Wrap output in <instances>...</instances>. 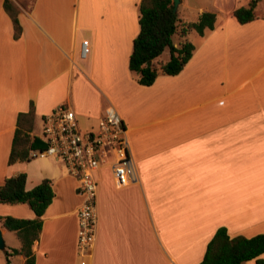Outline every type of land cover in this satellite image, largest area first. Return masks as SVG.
<instances>
[{"label":"crops","instance_id":"1","mask_svg":"<svg viewBox=\"0 0 264 264\" xmlns=\"http://www.w3.org/2000/svg\"><path fill=\"white\" fill-rule=\"evenodd\" d=\"M250 1L203 0L196 19L215 12L214 28L175 33V45L181 39L194 45L190 59L179 73L142 85L129 69L140 0H11L17 38L0 0V185L25 172L26 189L50 179L54 193L32 246L35 264H79L82 198L61 162L33 155L40 148L9 164L17 115L30 103L31 141L41 140L43 117L61 103L81 130H95L107 107L123 120L137 180L119 187L109 168L98 171L86 264H198L219 227L229 237L264 233V0L248 22L233 14ZM191 8L190 0H179L178 19L180 9ZM160 56L157 65L170 54ZM0 216L35 214L26 203L0 202ZM0 228L5 249L19 248L15 233ZM4 250L0 264H7ZM9 259L24 264L25 256ZM258 261L264 264V253L243 264Z\"/></svg>","mask_w":264,"mask_h":264},{"label":"trees","instance_id":"2","mask_svg":"<svg viewBox=\"0 0 264 264\" xmlns=\"http://www.w3.org/2000/svg\"><path fill=\"white\" fill-rule=\"evenodd\" d=\"M258 0H251L247 5L237 7L233 14L240 23L255 18L254 8ZM5 11L12 19L14 37L21 33V26L17 18V9L11 0H4ZM139 32L133 40L129 57V69L138 74V82L150 85L159 74L175 75L179 73L190 59L194 45L189 40H180L178 45L173 42V35L178 33L182 38L194 30L203 35L205 30L214 28L216 13L201 12L197 19L181 22L177 13L173 11V0H140L139 3ZM165 48L169 49L170 57L165 63L155 64L153 60ZM34 106L32 103L25 112L17 115L16 129L8 162L24 161L29 158V151L35 147L44 148L45 144L37 137L30 140L29 131L34 122ZM26 173L21 172L6 177L0 185V202L26 203L33 210V218H16L0 216V224L12 231L20 240L19 248L4 250L7 264L12 255L25 256L24 264H35L33 243L38 239L42 227L41 216L51 203L54 196L51 180L43 179L31 189L25 188ZM264 253V233L251 237L237 235L229 237L225 227H219L207 244L202 260L198 264H243V262L257 258ZM258 264L263 262L258 261Z\"/></svg>","mask_w":264,"mask_h":264},{"label":"built area","instance_id":"3","mask_svg":"<svg viewBox=\"0 0 264 264\" xmlns=\"http://www.w3.org/2000/svg\"><path fill=\"white\" fill-rule=\"evenodd\" d=\"M87 52L88 43L83 41L81 54ZM40 137L45 146L33 155L54 157L77 180L76 190L82 198L77 212V254L81 257L79 264H86L84 257L95 239L98 171L109 168L119 187L137 180L123 120L116 110L107 107L95 130H81L74 111L61 103L43 117Z\"/></svg>","mask_w":264,"mask_h":264},{"label":"rangeland","instance_id":"4","mask_svg":"<svg viewBox=\"0 0 264 264\" xmlns=\"http://www.w3.org/2000/svg\"><path fill=\"white\" fill-rule=\"evenodd\" d=\"M202 2H203V0H190V4L193 7H195V8H191V9H187V10L180 9L178 15H180V18H183V20L185 22H190V21L196 20V13H197V9L196 8H198L199 5L202 4ZM183 20L180 19L181 22H183ZM169 54H170L169 49L165 48V50L161 53L160 57L162 59L163 58H168ZM105 179H106V176H104L103 180H105ZM5 236L10 238V239H12V241H14V239H16V236L13 233H11V232H7V234Z\"/></svg>","mask_w":264,"mask_h":264},{"label":"water","instance_id":"5","mask_svg":"<svg viewBox=\"0 0 264 264\" xmlns=\"http://www.w3.org/2000/svg\"><path fill=\"white\" fill-rule=\"evenodd\" d=\"M178 3H179V0H173V11L174 12H176V10H177ZM5 247H6L5 240L3 238L2 231H1V228H0V250H4Z\"/></svg>","mask_w":264,"mask_h":264}]
</instances>
